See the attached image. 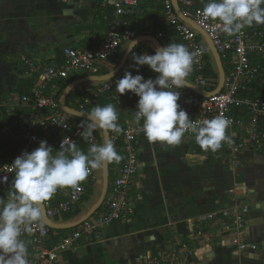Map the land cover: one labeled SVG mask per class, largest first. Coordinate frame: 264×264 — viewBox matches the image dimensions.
I'll return each instance as SVG.
<instances>
[{
    "label": "crops",
    "instance_id": "0c3cea01",
    "mask_svg": "<svg viewBox=\"0 0 264 264\" xmlns=\"http://www.w3.org/2000/svg\"><path fill=\"white\" fill-rule=\"evenodd\" d=\"M100 3L101 0H0V165L9 163L20 152H31L41 141L30 143L25 137L26 108L21 105L20 97L30 93L37 76L26 72L18 60L19 55L28 54L47 63L59 59L65 47L87 50L98 46L105 38L109 12V8ZM194 3L204 5L206 2L194 0ZM139 4L127 15L132 36L111 58L116 60L115 65L109 60L102 64L101 74H105L102 71L109 66H112L109 72L113 70L126 47L139 36L155 37L162 46V36H157L164 22L162 2L139 0ZM99 10L104 11L102 18L98 17ZM258 27L264 25L248 28ZM193 29L216 68L205 37ZM155 49L151 41L144 40L133 50L151 54ZM193 75L192 70L188 81H192ZM85 77L79 75L71 81ZM21 81L26 82L22 89L30 84L28 92H19ZM95 87L96 82L90 81L77 84L72 90L82 96ZM50 90L60 99L63 90L59 91L56 84ZM137 102L114 105L118 117L128 124L137 122ZM99 130L95 131L101 135L103 143ZM226 134L231 141L244 136L236 126L228 128ZM57 139L58 135L51 133L46 140L53 148V156L59 150ZM229 144L224 142L217 151L205 152L194 136L185 135L178 146L149 143L142 136L137 142L139 167L131 187L130 216L111 222L97 234L79 237L59 254L60 264H137L147 256L171 248L182 252L178 264H264V155L248 147L233 158ZM77 147L87 154L89 147L85 142ZM116 166L118 163L112 162L109 167L108 185ZM102 177V168L95 169L85 185L86 188L91 184L92 191H85L74 211L53 220L70 224L82 218L100 195ZM71 189H58L55 199ZM4 194L0 191V198L6 201ZM243 205L248 206V210L241 234L245 246L241 248L230 242V233L219 212L232 206L240 209ZM63 230V236L72 232ZM24 241L29 264H33L36 258L32 243L29 239Z\"/></svg>",
    "mask_w": 264,
    "mask_h": 264
},
{
    "label": "built area",
    "instance_id": "2783aa9c",
    "mask_svg": "<svg viewBox=\"0 0 264 264\" xmlns=\"http://www.w3.org/2000/svg\"><path fill=\"white\" fill-rule=\"evenodd\" d=\"M163 5V20L175 26L178 34L184 40L190 51L200 49L202 55L196 58L193 64V85L205 90L209 80L201 74L205 64L204 48L197 41V33L185 20L180 18L173 6L172 0H160ZM182 15L191 19L201 28L213 43L222 68L224 79L221 89L208 97H203L193 90L185 87L175 89L180 92V101L191 119H211L218 115L229 118L232 123L229 128L236 126L244 136L229 144V154L236 158V154L245 148L264 155V27L249 29L245 26L240 33L227 36L217 28L218 20H205L201 15L204 5L195 6L194 0H176ZM206 2V0H205ZM101 6L108 7V28L104 40L96 47L80 50L75 47H65L57 60L43 63L28 54H21L19 62L28 74L37 76L36 84L28 94L20 97L21 105L26 108L25 137L30 143L47 140L49 134L58 135L57 147L64 139L69 143L78 144L85 141L80 135L84 119L73 120L59 104V99L51 92L54 81L67 79L71 75L98 76L101 67L114 57L120 47L132 36L127 15L131 8L138 6L139 0H101ZM158 37L162 34L158 33ZM144 51L133 50L126 61L128 66L133 62V54H144ZM125 67L120 72L121 76ZM112 83H104L82 95L83 105H89L99 92H104ZM207 87V88H205ZM50 91V93H49ZM78 101V99H77ZM143 122L126 123L120 138V144L114 147L122 159L112 171V179L98 210L75 227L71 233L64 235L57 244L48 246L46 243L55 230L45 224L46 235L41 236L39 230L29 235L32 250L35 254L33 264H60L59 254L73 245L82 235L97 234L101 228L107 227L111 222L126 220L132 211L131 187L139 167L138 140L144 136ZM194 136L192 134H185ZM117 137L110 135V141ZM85 143L102 145L101 135L94 131L93 137ZM20 152L9 163L10 164ZM4 164H1L2 167ZM90 170L87 179L80 183L78 189L66 190L59 199L53 195L51 199L43 202L47 217L53 218L67 215L82 202L85 194V185L94 174ZM3 175V174H0ZM9 182L14 173L7 174ZM10 189V183H0V189ZM248 206L223 208L219 212L230 233V242L243 248L245 242L242 232L245 228V214ZM209 218L212 215L208 216ZM206 219V218H204ZM179 249L171 248L168 251L157 252L142 259V264H178L180 261Z\"/></svg>",
    "mask_w": 264,
    "mask_h": 264
},
{
    "label": "clouds",
    "instance_id": "9594fccd",
    "mask_svg": "<svg viewBox=\"0 0 264 264\" xmlns=\"http://www.w3.org/2000/svg\"><path fill=\"white\" fill-rule=\"evenodd\" d=\"M205 20H218L217 28L227 36L240 33L247 26L264 25V0H206L201 10ZM132 41L126 49L136 46ZM202 55L197 49L190 51L180 43H169L155 49L154 54H133L137 74L126 71L117 80L116 91L123 95L131 92L139 99L135 119L143 121L142 130L149 143L178 146L185 134H192L205 152H215L222 143H231L226 134L232 121L218 115L211 119L193 120L178 103L180 92L175 89L191 87L187 77L193 70L196 58ZM147 65L156 77L145 79L139 68ZM111 72L109 76L111 77ZM87 123H81L80 135L87 141L97 129L105 133L120 134L117 107L109 103L95 106L86 115ZM46 140L31 152L24 151L10 164L0 167V183H10L7 200L0 198V264H29L28 248L21 238L23 234L46 235L43 202L52 198L61 188L78 189L92 169L122 159L111 141L102 145L92 144L87 154L77 145L64 139L56 155ZM14 173L11 181L7 174ZM197 257L200 253L197 251Z\"/></svg>",
    "mask_w": 264,
    "mask_h": 264
},
{
    "label": "trees",
    "instance_id": "16d2710c",
    "mask_svg": "<svg viewBox=\"0 0 264 264\" xmlns=\"http://www.w3.org/2000/svg\"><path fill=\"white\" fill-rule=\"evenodd\" d=\"M139 6H142V4H139ZM195 6H199V4H196ZM103 14H104V11L103 10H99L98 17L102 18ZM159 32L162 34V37H161L162 46H166L169 43H180V44H184L185 46H187L186 42L184 40H182V38L178 34L175 26L169 25V24H167L165 22H162V25L159 26ZM154 52L155 51H152L151 54H154ZM204 56H205L206 63L203 66V68L201 69L200 72H201V74H202V76L204 78L209 80L208 88L207 87H205V88H207V90L212 91V90L215 89L216 84H217L218 72H217V69L213 65L212 58H211L210 54L208 52H205ZM109 62H110L111 65H115L116 60L110 59ZM133 65H134V61L131 64H129L125 68L123 74L121 76L117 77V78H112V79L107 80V81L96 82L97 87H100L104 83H108V82L112 83V85H111V87L108 90H105L104 92H99L97 94V96L93 99L91 104L82 106V104H83L82 96H80V93L77 92L76 90H71L69 92V94L67 95V99H66L67 100V104L70 107H73L75 110L88 113L95 106H105V105H107L109 103H111L113 105H116V104L124 103V102H127V101H132V100H137L138 101L139 98L136 95L132 94L131 92H126L125 94L121 95V94H119L116 91V82H117L118 79H120V78H122L124 76L126 71H131L133 75L137 74V69ZM111 67L112 66H109V67L105 68L102 71V73L109 72ZM139 74H142L145 79H148V78H153L154 79L156 77V75H157L147 65L141 66L139 68ZM77 76H79V75H71L67 79H58V80L54 81L53 84H56L58 86V88H59V91H62L66 87V85L73 78H75ZM24 83H26V82H24V81L22 82L21 81L20 85H19V89L18 90H19V92H21V94L24 93V92H28L29 87H30V84L28 83L26 85V89H22V86H23ZM49 93H50V91H49ZM77 99H78V101H77ZM178 103L182 107L183 104L181 103L180 100L178 101ZM85 121L87 122V120H85ZM118 124L120 125V127H121V129L123 131L126 122L123 119L118 117ZM122 131H121V133L119 135L116 134L115 132H111V131L109 132L111 136L115 135L117 137V139L115 141L112 140L113 144H120V138H121V135H122ZM82 141L83 140L81 139L77 143L78 144L79 143L82 144ZM83 142H85V141H83ZM109 167H111V163H109ZM90 185L91 184H89V186L87 185L86 188H85L87 190V192H91L92 191ZM0 191L5 192L6 194H4L3 196L8 198L10 189L2 188V189H0ZM73 230H75V227L69 229V231H73ZM62 233H64V230H55V233L51 234V236H50V238H49V240L47 241L46 244L48 246H52L54 244H57L60 241V239L63 237ZM21 238L23 240H28L29 239L31 241L30 236L27 233L23 234ZM137 264H142V260L137 262Z\"/></svg>",
    "mask_w": 264,
    "mask_h": 264
},
{
    "label": "water",
    "instance_id": "95a60500",
    "mask_svg": "<svg viewBox=\"0 0 264 264\" xmlns=\"http://www.w3.org/2000/svg\"><path fill=\"white\" fill-rule=\"evenodd\" d=\"M172 3H173L174 9H175L177 15L180 18H182L183 20H185L188 24H190L193 28L198 30L205 37V39L207 41V44H208V47H209V49H210V51L212 53V56H213V59H214V62H215L216 68H217V72H218V82H217V85H216L215 89L212 90V91H205V90L193 85L190 82L189 83L192 86L191 87H187V88L193 90L194 92L198 93L199 95H201L203 97H208L211 94L218 92L221 89L222 84H223L224 70L222 68L221 61L219 59L218 53H217L213 43L209 39V37L205 34V32L201 28H199L195 24V22H193L192 20H190V19H188V18H186V17H184L182 15V13H181V11L179 9V5L177 4L176 0H172ZM144 40L151 41L154 44L155 48L162 47L158 39H156L155 37H152V36H148V35L139 36V37L135 38L133 41H136L137 42L136 44H138L139 42L144 41ZM133 49L134 48H132V50ZM132 50L129 51L128 49H126L124 54H123V56H122V58L120 59L118 65L113 70H111L110 72L105 73V74H101V75H98V76H87L85 78H80V79H76V80L71 81L65 87V89L63 90V92H62V94L60 96V99H59L60 107L67 114H69L71 116H75V117L80 118V119L86 120L87 113L81 112V111H78V110H75V109H71V108H69L67 106V104H66L67 95L73 89V87L75 85H77V84L90 82V81L101 82V81H107V80H110L112 78H115L117 76V74H119L121 72V70L123 69V67L125 66L126 60H127L128 56H129V54L132 52ZM111 72L113 73V75L110 77L109 74ZM101 132H102V135H103V143L105 141H110V133L109 132L105 133L103 130H101ZM102 175H103V177H102V188H101L100 195H99L97 201L95 202V204L87 211V213L82 218H80L79 220H77V221H75L73 223H70V224L57 223L54 220H52L49 217H47L46 212H45V208H44V206L42 204V207H43V210H44V222H45V224L47 226H49L51 229H53V230L71 229V228H74V227L78 226L81 222H83L85 219H87L92 214H94L98 210V208L101 206V204H102V202L104 200V196H105V193H106V190H107V186H108V181H109V164H106L102 168Z\"/></svg>",
    "mask_w": 264,
    "mask_h": 264
},
{
    "label": "rangeland",
    "instance_id": "374dc122",
    "mask_svg": "<svg viewBox=\"0 0 264 264\" xmlns=\"http://www.w3.org/2000/svg\"><path fill=\"white\" fill-rule=\"evenodd\" d=\"M69 117L74 118L75 116L73 117V116L69 115ZM75 118L77 119V117H75Z\"/></svg>",
    "mask_w": 264,
    "mask_h": 264
}]
</instances>
